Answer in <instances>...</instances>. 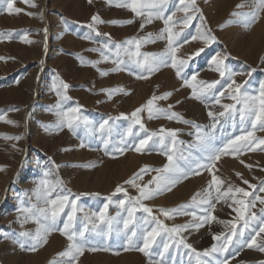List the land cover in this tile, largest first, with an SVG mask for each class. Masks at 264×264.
I'll use <instances>...</instances> for the list:
<instances>
[{"label":"rangeland","instance_id":"obj_1","mask_svg":"<svg viewBox=\"0 0 264 264\" xmlns=\"http://www.w3.org/2000/svg\"><path fill=\"white\" fill-rule=\"evenodd\" d=\"M11 2L15 8L21 9L19 13H9L8 0H0V58H3L0 59V117L4 118L0 119V264H50L54 258L62 259L57 254L65 250L68 241L59 231L51 232L47 244L37 251L28 250L31 241L24 248L16 242L17 239H24L19 237V233H34L39 227L33 219L21 223L24 217L19 209L32 204L44 206L42 200H37V189L41 180L45 179V172L49 173L47 179L53 184L57 180L62 181L51 198H55L57 194L67 195L69 191L73 194L72 198L80 197L76 213L78 229H83L88 224L87 217L101 212L105 204H108L107 216L114 220L113 227L123 229L122 221L127 219L125 209L128 205L126 203L122 207L118 202L139 195L138 189L125 181L148 166L149 170L143 174V178L136 181L140 185L147 184L157 176L153 169H161L168 163L167 155L173 154V147L171 138L165 135L167 130H176L177 143L173 159L188 176L180 179L171 191H164L152 199L142 201L152 208V216L157 217L164 225L169 228L194 225L199 222L201 214H208L205 211L208 205L199 204L198 201L206 195L213 172L224 181L222 190L228 187V182L233 187H246L245 190L247 186L255 185V189L252 188L250 192L252 197L248 200L251 201L253 196L264 197V192L259 191L264 182V174H260L264 162L258 164L260 166L253 165L255 169H260L256 175L258 178L247 174L248 184H244L246 179L241 178L242 172L236 169L231 173L224 167L227 157L233 156L235 161H243L241 157L252 151L222 155L209 171L198 168V165L208 163L207 158L211 153L197 139L198 135L208 133L212 137L211 147L222 148L228 139L241 135L242 130L250 127L240 122V113L237 111L233 118H229L227 114L217 117L219 123L213 129L210 125L214 121L208 113L211 111L218 114L224 111L221 105L235 103L229 95L232 90L227 87L231 79L243 85L241 94L251 97H257L264 85V11H260L259 20L251 26H247L244 20V15L254 13L260 7L259 0H196L199 11L188 13L194 16L188 26L182 23L185 17L182 11L184 5L180 0H169L165 15L175 13L173 21L176 24L173 31L181 33L176 45V59L187 60L186 65L177 64L182 69L180 76H177V68L171 66L167 39L141 43L140 53H153L168 60L166 65H161L151 74L142 73L132 65L133 57L124 48L117 50L112 46L123 45L131 38L142 39L149 34L156 38L165 28L162 19L153 17L148 23L145 16H136L130 8L117 6L125 3V0H112L111 3L109 0H32L36 7H31L25 0ZM237 5L242 7L238 8ZM234 12L242 15L234 16ZM97 15L104 23L95 24L93 31L88 25L92 23V17ZM128 20L134 22L112 23ZM209 30L215 36V41L206 43L200 38L192 39L199 32L206 33ZM106 43H109L107 48ZM129 48L130 51H135L134 45ZM201 48L203 51L195 55ZM217 54L221 58L226 57V75L223 78L214 70L213 57ZM114 60H123L128 66L121 65L124 70L112 71L116 67ZM88 62L97 63L93 66ZM104 72L107 75H102ZM229 73L235 75L230 79ZM140 75L147 78H139ZM193 75L196 76L195 81L191 80ZM185 79L197 89L201 87V81L219 80L213 93L219 96L220 92H224V96L220 97L221 103L216 104L211 93L207 99H196L193 88L184 83ZM59 81L67 83L69 87L63 90ZM112 89L121 91L109 96L105 90ZM58 92L68 99L62 100ZM168 92L171 96L156 100V107L169 113H177L183 120L168 119L164 114L154 115L150 119L145 109L140 117L146 131L135 125L133 135H127L132 123L131 114L146 105L154 95L159 97ZM57 105L60 107L57 108ZM77 107L79 112L74 115L80 119L74 121L77 125L74 131L66 124L59 129L54 127L61 119L66 121L57 112H67L68 109ZM236 107L239 109L240 105ZM105 120H108L110 132L102 133L99 126ZM48 125L53 127L46 129L45 126ZM162 129L165 132H161ZM153 132L157 135L149 141L148 146L142 152L135 151L139 140ZM255 135L264 138V131H257ZM6 136L22 138L6 139ZM162 138L163 144L159 143ZM104 139L109 140L107 153ZM81 144L85 146L81 147ZM121 148L124 149L122 154L118 150ZM117 186H122L126 193H117ZM150 187L154 188L155 185ZM214 188L215 185L213 194ZM197 193L201 197L198 196V201L193 202L192 198ZM213 203L216 210L213 213H218L213 215L216 220H209L199 227L201 229L189 227L181 233L191 249L183 245L177 248L169 239V234L161 231L152 244L149 257L137 250H125L127 240L122 231H114L107 237L91 231L85 233L88 243L77 264H197L196 253H203L210 250L213 244H219L213 236L228 231L218 220L236 222L238 232L243 224V221H238L232 214L229 218L223 217L222 212L226 207L233 205L231 200H221L220 203L213 200ZM181 206L186 207L181 209ZM235 207L238 208L236 205ZM261 208L264 205L256 201L255 207L250 211L255 212L259 218ZM161 209L181 210L165 217ZM68 211L66 208L65 212ZM134 216L135 224L130 227L135 228L138 237L156 227L151 217L142 210L136 211ZM66 219V215H61L60 227ZM116 221L120 223L117 224ZM96 223L98 229L104 227L98 220ZM260 226L257 220L249 228L243 229V236L233 238V245L227 253L201 255L199 259L202 264H216L217 260L224 258L229 260V264H256L246 253L256 247L242 245L255 236L253 229L258 231ZM88 227L91 228L92 225L89 224ZM263 234L256 236L258 245L262 244ZM166 243L170 245L167 252L163 248ZM92 247L98 250L89 251ZM105 248L108 250H104Z\"/></svg>","mask_w":264,"mask_h":264},{"label":"snow or ice","instance_id":"obj_2","mask_svg":"<svg viewBox=\"0 0 264 264\" xmlns=\"http://www.w3.org/2000/svg\"><path fill=\"white\" fill-rule=\"evenodd\" d=\"M91 2V0H89ZM112 0H109V3H111ZM25 3H30L31 7H36L37 5L32 2V0H25ZM169 0H125V3L118 4L117 6H126L130 8V10L135 13L136 16H145L146 22L150 23L151 19L153 17L162 19L165 28L161 30V33L156 38H153L151 34H149L147 37L142 39H136L131 38L124 42V44H112L113 47H115L117 50H120L121 48H124L126 52H129L130 55H132L133 59L131 61V64L134 65L136 68H139L141 72H147L149 74L155 72L158 70V68L161 65H166L168 60L167 58H161L153 53H140L139 49L142 42H154V39H167L169 44V53H171V66L174 68H177V76H180L181 74V68L177 67V64L183 66L187 64V60L176 59V52L178 51L177 42L178 38L180 37V32H174L173 28L175 27L176 22L173 21V16L175 13H172L171 15H165V12L167 11ZM180 3L184 5L182 11L185 13V17L182 21V23L185 26H188L192 19H194V16L188 15L190 11H199L198 8H196V0H188L186 3V0H180ZM260 7L257 8V10L254 13L244 15V20L246 22L247 26H251L253 23L259 20V13L260 11H264V0H259ZM237 7H242V5H237ZM147 9L148 11H144ZM7 11L9 13L16 12L19 13L21 9L15 8L11 2V0H8L7 4ZM31 15V13H29ZM232 15L234 16H241V13L234 12ZM201 19L203 17L201 16ZM134 21L128 20V21H112V23H128L131 24ZM104 23L100 19V17L93 16L92 17V23L88 25L90 29L95 31L94 25ZM143 27V24L141 25ZM166 34V35H165ZM99 35V33H97ZM87 38V37H86ZM197 38L203 39L206 43H210L215 41V36H212L210 33V30L208 32H199L198 36H192V39L195 40ZM30 42V41H29ZM135 46V51H130L129 46ZM105 47H109V43L105 44ZM93 51H101L100 49H93ZM203 49H199L195 55H199L200 52H202ZM101 55H104L103 52H101ZM163 55V54H162ZM107 59V57H105ZM3 59V58H0ZM191 59V57H189ZM225 58H221L219 54H217L216 57H213V64L215 65L214 70L217 71L221 78L225 77L226 73L224 70V60ZM82 63H85V61H81ZM92 63L93 66L97 62H88ZM113 63L116 64V67L112 69V71H121L124 70L121 68V65H125L127 67L128 65L125 64L123 60H114ZM102 75H107L106 72L102 73ZM235 74L229 73V78L231 79V76ZM139 78L146 79L147 76L140 75ZM59 80V78H57ZM192 81L196 80V76L193 75L191 77ZM184 83L188 85L189 87L193 88V96L196 99H201L202 97L204 99H207L209 97V94L211 93L215 103L220 104V97L224 96V92H220L219 96H216L215 93H213V90L216 88V85L220 83L219 80L211 81V82H204L201 81L200 85L201 87L199 89L196 88L195 85L191 84L188 79H185ZM59 84L62 86L63 90H66L69 85L67 83H64L63 81H59ZM235 85V87H233ZM228 89H231L230 99H232L235 103L233 104H223L221 107L224 109V111L220 113H213L209 111L208 115L213 119V123L210 125L211 128H215L216 124L219 123V119L217 117H224L226 114L229 116V118H233L235 116V113L238 111L240 113L239 119L240 122L244 125H249L250 127L247 129L242 130V134L239 136H235L233 138H230L227 140L226 143H224L222 148H212L211 147V140L212 137L210 134L205 133L203 135H198L197 139L200 141L202 145H206V150L210 151V155L208 156V163L206 164H200L198 165V168H204L206 170L211 171L215 167V162L219 161L222 155L226 154H240L243 151H255L257 149L264 151V138L257 137L255 133L257 131H264V85L261 86L260 93L257 97H251L247 94H241L240 89L243 87L241 84H237L234 79H231V82L227 85ZM108 91L109 96H111L116 91H121V89H112V90H105ZM58 95H61L62 100L68 99V97L62 95L61 92L57 93ZM169 96H171V93H165L163 96H153L146 105H143L141 108H137L132 114V123L129 125L127 130V135H133V127L135 125H139L141 130L146 131L144 129V125L142 123L140 113L147 109L149 113V118H153L154 115L164 114L167 116L168 119H177V120H183L182 117L179 116L177 113H169L167 110L157 108L155 105L156 100L161 99H167ZM237 105H240V108L237 109ZM57 108L60 106L57 105ZM171 107V106H169ZM79 112V108H70L67 112H57L58 116L64 117L65 119H61L54 127L57 129L65 126L75 130L74 121L79 120L80 118L78 116H75L74 114ZM123 115V114H122ZM125 119H128V117H124ZM0 119H4L3 117H0ZM112 119V118H109ZM7 123H14L13 121H6ZM184 123H189V121H183ZM85 123H89L88 121H85ZM47 128L53 127L52 125L45 126ZM199 129V126H196ZM99 130L102 133L110 132V126L108 124V120L103 121V123L100 124ZM161 132H165V130H161ZM157 133L153 132L150 134H147L144 138L139 140V144L135 147V151L142 152L145 147L148 146L149 141L152 140L154 136H156ZM165 135L167 137H170V143L173 147V154L175 152V146H176V130H167L165 132ZM6 139H15L19 140L22 137H5ZM104 148L106 153L108 152L109 147V140L104 139ZM159 143L163 144V138L159 141ZM84 144H81V147H84ZM121 154L123 153L124 149H118ZM173 154H168L167 159L168 163L161 169H153V171L157 172V176L153 177L151 181H149L147 184L140 185L137 184L136 181L138 179L143 178V174L146 173L149 169L148 166H145L144 168L140 169V172L136 173L132 178L125 181V183L132 185L133 187L138 189L139 195L137 197H129L127 201L121 200L119 201L120 206H125L127 203L126 211H127V219L123 220V229H118L113 227L114 220L113 218H109L107 216L108 211V204L104 205V208L99 213H94L93 216L87 217L88 224H85L83 229H78L76 226L77 216L76 213L78 211L77 208V201L80 199L79 196H75L72 198L73 194L70 193L67 195H60L57 194L55 198L52 197V193L55 191V188L57 185L62 184V181L57 180L56 184H53L52 181L47 179L49 173L45 172L44 176L45 179L41 180L40 185L37 189V200H42L44 206L40 207L37 204H32L28 207H21L19 211L24 217V220L21 221V223L26 222L28 219H33L35 223L39 225V227L36 229L34 233L29 232H21L19 233L20 238H24L23 240L17 239V243H19L21 248L25 247V244L28 241H31V244L29 245L28 250L30 251H37L40 247L47 244L48 242V236L53 231H59L62 235H64L68 241L67 247L64 251H61L57 254V257L62 258L60 260H57L54 258L52 261H50V264H77V261L80 256H82L86 250V245L88 243L87 238L85 237L86 232L96 231L97 235L102 236H110L114 231H122L124 232V235L126 237L127 243L125 245V250H137L139 252L144 253L145 256H151V248L152 244L155 242V239L157 236L160 235V232H166L169 234V239L176 245L177 248H179L181 245H183L185 248L191 249V245L187 244L184 237L181 235L182 232L187 231L189 227H195L199 228L203 226V223H207L209 220H216L217 218L213 215H211V212L215 210V204L213 203V200L216 202H220L221 200H231L232 204L239 205L238 208L235 209L237 212V220L243 221V224L241 227V231H237L238 224L233 221H219V223L223 224L226 229H228L227 232L221 233L220 235L213 236V239L218 241L219 244H213L212 248L210 250H206L203 253H196L197 257V264H202L201 260L199 259L201 255L203 256H210L214 253L224 254L229 251V248L233 245V238L237 236H243V229L249 228L250 224L253 221H259L260 227L257 231L256 229H253L255 232V236H253L250 240L246 241L242 246L253 248H258L259 251L264 252V244H257L256 242V236H259L260 233H264V208L260 209L261 216L258 218L257 214L255 212H251L250 209L255 207V201H259L261 205H264V197L260 196H253V199L251 201L247 200L249 196H252V193L249 191H246L242 187H233L232 185H228V187L224 190H222L221 186L224 184V181H222L218 176L215 175L213 172L212 175V181L209 184V188L206 192V195L203 199L199 200L198 202L200 204H206L208 205L207 209L205 211L208 213L207 215L200 217V222L194 224V225H180V226H174V227H167L164 225L157 217L152 216V208L146 206L142 203L144 200L152 199L154 196H157L161 194L164 191H171V188L182 178H187L188 173L184 172L183 169L180 168V166L174 162ZM243 163V161H241ZM84 167H92L94 165H83ZM250 168L251 165H248ZM195 174H198L195 173ZM239 176L240 174L237 173ZM244 184H248L249 182L247 180L243 181ZM154 184L155 187H150V185ZM213 185H215L214 193L213 194ZM251 188L255 189V185H250ZM62 191H64L62 189ZM260 192H264V182H262L260 188ZM116 192H125L126 190L122 186H117ZM200 196V193H197L196 196H194L193 202H197V197ZM243 197V198H238ZM109 202L111 203V197L108 198ZM231 207V204L229 205ZM186 206H181V209ZM69 209L68 212H65V209ZM181 209H161L160 211L163 213L165 217H169L174 213H179ZM138 210H142L144 213H147L149 217H151V221L155 223L156 227H153L151 231H146V233H142L139 237L137 236V231L135 230L134 226L135 224V212ZM61 215H66L67 219L62 221V227L59 226L61 223L60 217ZM193 216H195V213H192ZM99 221L101 225H104L103 228L98 229V225L96 221ZM116 223H120L119 221H116ZM91 224L92 227L89 228L88 225ZM130 233V234H129ZM135 238V239H134ZM142 241V246H141ZM239 244V241L237 242ZM169 244H164L163 248L164 251L167 252L169 248ZM89 251H97L98 249L95 247H92L88 249ZM104 250H108L105 248ZM193 252H196L195 249H192ZM162 255V254H161ZM216 264H229V260L227 258H224L222 260H217Z\"/></svg>","mask_w":264,"mask_h":264},{"label":"bare ground","instance_id":"obj_3","mask_svg":"<svg viewBox=\"0 0 264 264\" xmlns=\"http://www.w3.org/2000/svg\"><path fill=\"white\" fill-rule=\"evenodd\" d=\"M172 83V82H171ZM197 106V105H196ZM194 108V107H193ZM195 109V108H194ZM197 110V109H196ZM195 112V111H194ZM199 112V111H198ZM196 113H197V111H196ZM194 114V113H193ZM194 116V115H193ZM196 117V116H195ZM253 152V153H252ZM252 152H250V153H248L247 152V154H245V155H243L241 158H243V163H241V160L242 159H240V161H235V158L233 157V156H231V157H227L226 158V160H225V162H224V167L225 168H227L228 169V171H233V170H238V171H240V172H242L243 173V176H241V178L243 177V179H246V176H247V174H252V175H254V177H257L256 175L258 174V170H260V169H255L254 167H253V165H258V164H260L261 162L263 163L264 162V152H262V151H260L259 149H257V150H255V151H252ZM234 158V159H233ZM225 159V158H224ZM233 159V160H232ZM251 163H250V162ZM248 165H251V167L249 168L248 167ZM258 166H260V165H258ZM221 171V170H220ZM261 173L260 174H264V167H263V170L262 171H260ZM232 173V172H231ZM220 174V173H219ZM260 174L258 175V176H260ZM221 176V175H220ZM223 176V175H222ZM248 177V176H247ZM258 178V177H257ZM247 180V179H246ZM258 181V180H257ZM228 182V181H227ZM234 182V181H233ZM255 182H256V180H255ZM255 182H252V184L253 183H255ZM207 183V182H206ZM229 183V182H228ZM228 183H226L227 184V186H228ZM250 184H251V182H250ZM201 185V184H200ZM232 185V184H231ZM223 186V185H222ZM200 187V186H199ZM225 187V186H224ZM245 187V186H244ZM227 188V187H226ZM243 188V187H242ZM225 189V188H224ZM245 189H246V187H245ZM200 190V189H199ZM203 190V189H202ZM251 190H252V188L250 187V186H247V190L246 191H249V192H251ZM199 192V191H198ZM202 192V191H201ZM177 195V194H176ZM201 195H202V193H201ZM201 197V196H200ZM204 197V196H203ZM251 197L252 196H249L248 198H247V200L248 199H251ZM238 198H243V197H238ZM201 199V198H200ZM199 199V200H200ZM203 199V198H202ZM253 199V198H252ZM198 201V200H197ZM224 201V200H223ZM256 202V201H255ZM220 203V202H219ZM200 204V203H199ZM199 204H197V206L199 205ZM218 204V203H217ZM225 204V203H224ZM258 204V203H257ZM196 205V204H195ZM205 205V204H204ZM222 205V204H221ZM203 206V205H202ZM218 207H219V205H217ZM216 206V207H217ZM226 206V205H225ZM236 206H238L239 207V205H236ZM223 207V206H222ZM237 207H235V205L233 204V205H231V207L230 206H227L226 207V210L224 211V212H222V214H223V217L224 218H229L230 216H231V214L233 215V217L234 216H236L237 217V212L235 211V209H236ZM219 210V209H218ZM216 211V210H215ZM219 212V211H218ZM216 214H218L217 212H215ZM215 213H213V211L211 212V214L212 215H214ZM215 214V215H216ZM220 214V213H219ZM221 215V214H220ZM219 215V216H220ZM203 216H205L204 214H201L199 217H198V219L200 218V217H203ZM218 217V216H217ZM235 217V218H236ZM222 218V217H221ZM237 219V218H236ZM221 220V219H220ZM220 220H218V222L220 221ZM227 220V219H226ZM232 220H234V219H232ZM199 222H200V220H198ZM228 221V220H227ZM243 223V222H242ZM204 224V223H203ZM216 224H217V222H216ZM251 225V224H250ZM219 226V225H218ZM198 229V228H197ZM199 229H201V228H199ZM250 230V229H249ZM200 231V230H199ZM221 231H222V229H221ZM210 237V236H209ZM189 238V237H188ZM257 238H259V237H257ZM261 240H262V244H264V234H263V237L261 236ZM260 241V240H259ZM203 248V247H202ZM205 248V247H204ZM246 253H248V257H250V258H252L253 260H254V262L256 263V264H261L262 262H264V252H261V251H259L257 248L256 249H254V250H248V251H246Z\"/></svg>","mask_w":264,"mask_h":264}]
</instances>
